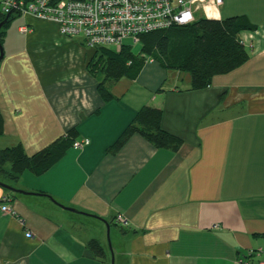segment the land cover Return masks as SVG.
Segmentation results:
<instances>
[{
	"label": "crops",
	"instance_id": "0c3cea01",
	"mask_svg": "<svg viewBox=\"0 0 264 264\" xmlns=\"http://www.w3.org/2000/svg\"><path fill=\"white\" fill-rule=\"evenodd\" d=\"M194 1V21L245 15L256 25L239 34L249 60L199 90L189 72L145 57L135 79L105 82L106 100L105 76L90 67L96 50L82 38L31 14L4 27L0 149L21 144L31 156L73 128L90 143L40 176L12 180L5 165L0 180L29 194L0 186V264H111L104 221L115 264H235L258 248L253 260H264V0ZM147 106L162 109L178 148L127 135ZM5 196L12 212L2 210ZM92 239L106 258L89 249Z\"/></svg>",
	"mask_w": 264,
	"mask_h": 264
},
{
	"label": "trees",
	"instance_id": "16d2710c",
	"mask_svg": "<svg viewBox=\"0 0 264 264\" xmlns=\"http://www.w3.org/2000/svg\"><path fill=\"white\" fill-rule=\"evenodd\" d=\"M5 18L6 15L0 11V23ZM13 18L14 16H10L4 27ZM4 27L0 30V43ZM247 29L254 30L256 25L245 15L222 20L203 18L187 25H173L167 29L142 34L138 43L142 56L135 53L129 45H124L119 52L113 48L99 47L95 49L96 57L91 64L95 61L101 63L105 79L99 88L106 100L111 98V94L105 88V82L124 77L135 79L144 66L145 57L159 62L166 69L189 72L192 77L191 89L199 90L206 88L213 76L229 73L249 60V51L239 36L241 31ZM162 113L160 108H142L128 127L127 135L138 133L158 148H178L182 140L162 129ZM3 133L4 117L0 109V135ZM77 135V130L73 128L31 156L21 144L0 149V173L7 174L4 167L10 163L8 177L12 180H16L26 170L40 176L65 155L73 146ZM88 247L96 257L106 258L104 248L97 239H92Z\"/></svg>",
	"mask_w": 264,
	"mask_h": 264
},
{
	"label": "built area",
	"instance_id": "2783aa9c",
	"mask_svg": "<svg viewBox=\"0 0 264 264\" xmlns=\"http://www.w3.org/2000/svg\"><path fill=\"white\" fill-rule=\"evenodd\" d=\"M194 0H0V11L8 14H31L39 19L54 22L60 33L67 37H80L91 49L109 47L120 51L124 40L131 38L139 43L144 33L163 30L173 25L194 22ZM221 4L222 0H215ZM29 30L22 28V32ZM90 143L75 140L74 148L81 149ZM2 210L12 212L9 198L4 197ZM119 225L128 224L123 215L116 217ZM262 248L250 249L236 259L235 264H264L254 261L261 256Z\"/></svg>",
	"mask_w": 264,
	"mask_h": 264
},
{
	"label": "water",
	"instance_id": "95a60500",
	"mask_svg": "<svg viewBox=\"0 0 264 264\" xmlns=\"http://www.w3.org/2000/svg\"><path fill=\"white\" fill-rule=\"evenodd\" d=\"M9 19H10V15H7L6 18L0 23V30L4 27V25H6L8 23ZM3 57H4V49L2 47V44L0 43V61L2 60ZM0 186H2L3 188H5L6 190H8L10 192H15V193H19V194H29V192H27L25 190L17 189L14 186H12L10 184H7V183H5V182H3L1 180H0ZM48 198L51 199L50 197H48ZM58 205H60L63 209H66V210L71 211L73 213H77V214H81V215H87V216L89 215V214H87L85 212L79 211V210L71 208V207H66V206L61 205V204H58ZM93 217L98 218L97 216H93ZM104 223L106 225L107 233H108V237H109L110 224L108 222H106V221H104ZM109 244H110V240H109ZM110 250H111V254H112V256H111V264H115V254H114V251L112 250L111 244H110Z\"/></svg>",
	"mask_w": 264,
	"mask_h": 264
},
{
	"label": "rangeland",
	"instance_id": "374dc122",
	"mask_svg": "<svg viewBox=\"0 0 264 264\" xmlns=\"http://www.w3.org/2000/svg\"><path fill=\"white\" fill-rule=\"evenodd\" d=\"M124 44L125 45H129L132 47V50L135 52V53H139L140 52V49H141V46L140 44L138 43H134L133 40L131 38H127L124 40ZM91 67V70L93 73H95L96 75H99V76H104V74L102 73V67H101V63L99 64L98 61H95L94 63H92L90 65ZM92 220V219H91ZM93 222H95L94 220H92ZM105 237H106V246H108V249H110V244H109V240H108V233H107V230L105 232ZM111 239V238H110ZM110 243L112 244V250L115 251L114 249V243L112 242V239L110 240ZM111 251V250H110Z\"/></svg>",
	"mask_w": 264,
	"mask_h": 264
},
{
	"label": "bare ground",
	"instance_id": "6f19581e",
	"mask_svg": "<svg viewBox=\"0 0 264 264\" xmlns=\"http://www.w3.org/2000/svg\"><path fill=\"white\" fill-rule=\"evenodd\" d=\"M8 15H10V16H16V15H18V14H16V15H14V14H8Z\"/></svg>",
	"mask_w": 264,
	"mask_h": 264
}]
</instances>
